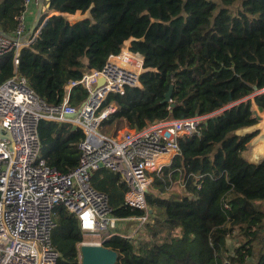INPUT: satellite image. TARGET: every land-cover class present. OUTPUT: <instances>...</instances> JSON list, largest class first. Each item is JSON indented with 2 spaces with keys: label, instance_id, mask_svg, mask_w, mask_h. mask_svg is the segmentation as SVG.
<instances>
[{
  "label": "trees",
  "instance_id": "trees-1",
  "mask_svg": "<svg viewBox=\"0 0 264 264\" xmlns=\"http://www.w3.org/2000/svg\"><path fill=\"white\" fill-rule=\"evenodd\" d=\"M20 8L21 0H1L0 30L13 31ZM48 8H90L91 16L76 13L81 21L70 24L43 7L49 17L40 16L37 35L21 48L17 71L46 103H60L85 66L101 68L133 38L129 50L143 56L140 86L110 93L102 106L114 103L115 109L101 125L122 127L116 121L124 120L141 129L157 120L205 116L179 139L180 154L145 194L150 237L135 242L114 234L103 242L119 253L116 264H264V158L248 160L258 130L242 131L257 124L252 103L264 110V0H48ZM13 55V49L0 55V83L13 74ZM87 94L74 86L68 102L78 107ZM38 133L50 167L65 173L76 166L81 127L41 119ZM262 147L257 141L256 149ZM90 183L107 195L114 217L146 214L125 204L119 173L99 168ZM55 220L56 264H80L84 236L77 218L57 207ZM226 233L239 238L235 247L227 246Z\"/></svg>",
  "mask_w": 264,
  "mask_h": 264
},
{
  "label": "built area",
  "instance_id": "built-area-1",
  "mask_svg": "<svg viewBox=\"0 0 264 264\" xmlns=\"http://www.w3.org/2000/svg\"><path fill=\"white\" fill-rule=\"evenodd\" d=\"M38 1L21 0L13 31L0 33V55L13 49L15 64L13 74L0 83V264H56L58 252L52 245L51 233L57 225V207L77 218L84 236L80 244L103 243L120 234L111 229L121 221L136 219L138 227L144 224L148 217L145 194L154 176L160 175L162 167L180 154L179 139L195 132L205 117L157 120L141 129L123 120L122 124L132 128H120L118 132L115 126L105 129L101 121L115 109L114 103L102 106L108 95L122 94L127 85L140 86L143 56L130 50L126 58L121 57V50L109 55L101 68L85 66L80 79L67 83L60 103H46L19 75L16 66L21 48L34 38L27 31L26 14ZM76 13L82 11L59 14L73 24L79 22L73 20ZM77 85L88 94L75 107L68 99ZM78 109L77 115H67ZM41 119L69 122L83 129L84 136L76 142L78 162L70 171L60 172L42 157L38 133ZM99 168L119 173L127 186L125 204L146 214L114 217L107 195L90 183ZM224 207L229 205L224 203ZM225 237L229 238V233ZM224 262L228 263L227 259Z\"/></svg>",
  "mask_w": 264,
  "mask_h": 264
},
{
  "label": "water",
  "instance_id": "water-1",
  "mask_svg": "<svg viewBox=\"0 0 264 264\" xmlns=\"http://www.w3.org/2000/svg\"><path fill=\"white\" fill-rule=\"evenodd\" d=\"M47 2L48 6V0H39L38 5H37V14H36V21L34 23L33 29L31 32H33L35 26L38 23V20L41 16V8L43 5V2ZM90 10V9H89ZM56 11V10H55ZM0 33L3 35H6V33L2 30H0ZM10 36V35H8ZM11 39L15 40L14 37H11ZM133 38L130 39V41ZM142 39V38H141ZM102 81H98V84L101 83ZM172 85H170L169 90L165 93L164 99L165 100H170L171 97V91H172ZM79 113V109L76 111V113L72 114H67L69 117H73ZM0 135H2L1 130H0ZM11 143L10 147L11 149L13 148V140L10 138ZM151 212L152 210L149 209ZM79 251V258H80V264H116L118 260V255L119 253L112 248L106 247L103 243H94V242H83L79 245L78 247Z\"/></svg>",
  "mask_w": 264,
  "mask_h": 264
},
{
  "label": "crops",
  "instance_id": "crops-1",
  "mask_svg": "<svg viewBox=\"0 0 264 264\" xmlns=\"http://www.w3.org/2000/svg\"><path fill=\"white\" fill-rule=\"evenodd\" d=\"M43 7H45L47 10H50L48 15L51 16L50 14L54 12H58V11H55L53 9H49L48 6H47V2L44 1L43 2V5H42V8H41V16L44 14L43 13ZM37 5H32L27 14H26V25H27V31L28 32H31V30L33 29V26H34V23L36 21V14H37ZM60 13V12H58ZM47 14H44L43 16L45 18L49 17ZM37 26V25H36ZM35 26V28H36ZM34 28V29H35ZM40 28V26H38L37 30L34 32H31L33 34V37L35 38V36L37 35V31L38 29ZM33 38V39H34ZM251 110L253 112V115L257 118V124L250 127V128H246V129H243L242 131L243 132H246V131H250V130H253V129H257L258 130V133L256 136L253 137V139L250 141V151L247 155L248 157V160L252 163H256L257 161H259L261 158H264V110H261L256 104L252 103L251 104ZM118 121H123V120H118ZM260 136L262 139H256V137ZM257 141H261V143L263 144V147L262 148H258L256 149V146H257Z\"/></svg>",
  "mask_w": 264,
  "mask_h": 264
},
{
  "label": "rangeland",
  "instance_id": "rangeland-1",
  "mask_svg": "<svg viewBox=\"0 0 264 264\" xmlns=\"http://www.w3.org/2000/svg\"><path fill=\"white\" fill-rule=\"evenodd\" d=\"M0 2H1V0H0ZM89 9L90 8L83 11L81 14H83V13L85 14L86 11H88L90 14ZM90 16H91V14H90ZM75 21H81V19H74V22ZM125 45L127 46L126 48H124ZM129 47H130V39L126 42H123L122 47H121V51L125 50V49L129 50ZM113 126H115L117 132L119 131L120 128L124 129L125 127H127L128 129H130L129 126L126 124H122V127H120V125H117V124H114ZM130 127L132 128V126H130ZM174 188L176 190H180V191L184 190V189H182V187H178V186H174ZM149 209L150 208L147 207L148 215H150V213L152 212V211L150 212ZM147 223H149L148 225H150L152 223L151 220H149V216L146 218V222L144 224H141L139 227H138L139 222L135 219V220H131V221L118 222V223H116V228H113L111 230H116L120 234L128 235L130 238H134L135 242L137 240L143 241V240L148 239L150 237V235H148V233L146 232V229H145V226ZM238 241H239V238L230 236L229 238H227L226 243H227V246L229 248H233L237 245Z\"/></svg>",
  "mask_w": 264,
  "mask_h": 264
},
{
  "label": "bare ground",
  "instance_id": "bare-ground-1",
  "mask_svg": "<svg viewBox=\"0 0 264 264\" xmlns=\"http://www.w3.org/2000/svg\"><path fill=\"white\" fill-rule=\"evenodd\" d=\"M126 47H127V46L125 45L124 48H126ZM128 56H130V53L127 51V49L122 50V52H121V57H122V58H126V57H128Z\"/></svg>",
  "mask_w": 264,
  "mask_h": 264
}]
</instances>
